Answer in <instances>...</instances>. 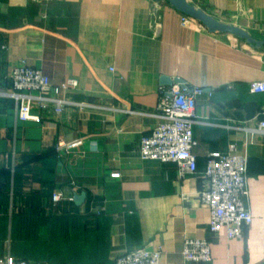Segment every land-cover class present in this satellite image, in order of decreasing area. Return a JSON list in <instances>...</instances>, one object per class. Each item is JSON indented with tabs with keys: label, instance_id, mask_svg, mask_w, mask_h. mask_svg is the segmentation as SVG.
Masks as SVG:
<instances>
[{
	"label": "crops",
	"instance_id": "1",
	"mask_svg": "<svg viewBox=\"0 0 264 264\" xmlns=\"http://www.w3.org/2000/svg\"><path fill=\"white\" fill-rule=\"evenodd\" d=\"M187 1L264 41V0ZM183 18L152 0H0V257L114 264L145 248L161 251L160 264H192L182 256L190 238L209 243L208 264H264V135L245 131L264 121V93L250 92L264 82V47ZM21 65L53 87L77 86L32 93L38 120L20 122L8 95ZM177 80L207 92L196 101L197 173L184 178L175 164L139 156L140 139L160 121V90ZM55 99L66 102L60 113ZM75 142L74 152H55ZM230 146L248 159L252 223L242 240L212 234L197 200L209 156ZM14 224L30 235L14 240Z\"/></svg>",
	"mask_w": 264,
	"mask_h": 264
},
{
	"label": "built area",
	"instance_id": "2",
	"mask_svg": "<svg viewBox=\"0 0 264 264\" xmlns=\"http://www.w3.org/2000/svg\"><path fill=\"white\" fill-rule=\"evenodd\" d=\"M152 15L160 17L159 9L154 8ZM185 22L192 19L184 16ZM12 93L8 96L15 101L16 117L20 122L37 121L32 114V93L54 94L59 96L69 88H75L77 82L70 81L53 87L49 78L41 71L21 65L15 68L9 78ZM252 94L264 93V82L250 86ZM207 92L204 89H188L175 84L168 90H160L159 123L150 135L140 139L139 156L143 161H155L163 164H175L180 178L197 173V160L194 149L197 143L194 138L196 119V101ZM211 96L210 93H208ZM55 103L56 112L60 113L66 102L60 99ZM84 105H82L83 107ZM264 115V108L261 112ZM250 134L264 135V121L259 122L256 129L248 128ZM80 142L60 145L56 152L64 154L74 152ZM248 159L238 154L235 146H230L226 154H211L204 172V188L199 192L197 200L210 213V232L218 234L226 231L229 240H242L245 229L252 223V215L246 205L249 197L247 183ZM61 195L55 192L52 202L58 204ZM182 256L192 264H208L212 261L211 248L206 240L187 238L184 241ZM160 250L137 249L121 254L114 259V264H160ZM0 264H31L16 260L7 255L0 257Z\"/></svg>",
	"mask_w": 264,
	"mask_h": 264
},
{
	"label": "water",
	"instance_id": "3",
	"mask_svg": "<svg viewBox=\"0 0 264 264\" xmlns=\"http://www.w3.org/2000/svg\"><path fill=\"white\" fill-rule=\"evenodd\" d=\"M152 1L168 3L171 7H173L175 10H177L184 16L201 24L212 34L214 33L229 34L239 40L244 41L246 44L256 49H261L264 47V41H259L252 38L248 33H246L245 31L239 28L228 26L214 20L213 18L205 14L203 11L197 9L195 6L188 3L187 0H152ZM162 83L164 85H172L170 80H168V78H164ZM174 84H181L183 87H185L184 83L179 80L175 81ZM82 199H83L82 197L77 199L76 203H79L80 201H82Z\"/></svg>",
	"mask_w": 264,
	"mask_h": 264
},
{
	"label": "trees",
	"instance_id": "4",
	"mask_svg": "<svg viewBox=\"0 0 264 264\" xmlns=\"http://www.w3.org/2000/svg\"><path fill=\"white\" fill-rule=\"evenodd\" d=\"M55 152H56V150H55ZM13 216H16V215L13 214ZM21 229H23V230H21ZM21 229L17 228V225L14 224V228H13V238H14V240H18L20 238L22 232L25 231L27 233V235H28L30 233V230H31L29 227L28 228L27 227L26 228H21ZM29 237H31V236H29ZM27 262H29V261H27ZM29 263H31V264H44V263H40V262H29Z\"/></svg>",
	"mask_w": 264,
	"mask_h": 264
}]
</instances>
